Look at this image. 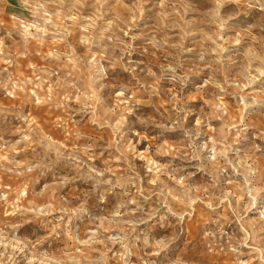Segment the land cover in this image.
I'll return each instance as SVG.
<instances>
[{
    "label": "rangeland",
    "instance_id": "374dc122",
    "mask_svg": "<svg viewBox=\"0 0 264 264\" xmlns=\"http://www.w3.org/2000/svg\"><path fill=\"white\" fill-rule=\"evenodd\" d=\"M0 264H264V0H0Z\"/></svg>",
    "mask_w": 264,
    "mask_h": 264
}]
</instances>
